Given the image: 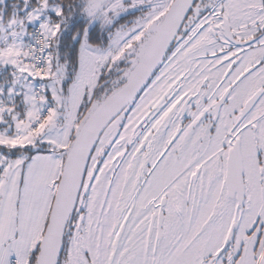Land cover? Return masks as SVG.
<instances>
[{
  "label": "snow or ice",
  "instance_id": "6c2138e0",
  "mask_svg": "<svg viewBox=\"0 0 264 264\" xmlns=\"http://www.w3.org/2000/svg\"><path fill=\"white\" fill-rule=\"evenodd\" d=\"M0 264H264V0H0Z\"/></svg>",
  "mask_w": 264,
  "mask_h": 264
}]
</instances>
